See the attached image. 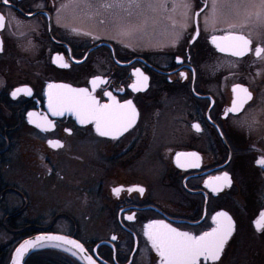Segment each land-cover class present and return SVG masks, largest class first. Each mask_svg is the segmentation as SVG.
<instances>
[{
    "label": "flooded vegetation",
    "instance_id": "1",
    "mask_svg": "<svg viewBox=\"0 0 264 264\" xmlns=\"http://www.w3.org/2000/svg\"><path fill=\"white\" fill-rule=\"evenodd\" d=\"M130 2L9 0L5 5L0 0V15L5 18L0 30V212L9 197L21 201L13 212L0 214V227L15 238L24 228L42 227L15 219L32 203L18 181L6 182L7 168L19 169L27 184L34 178L28 168L33 164L50 169L45 177H54V168H62L58 181L68 182L75 192L80 185L68 179L80 175L77 166L86 162L92 180L91 193H85V218L107 235L82 236L80 223L70 219H64L70 231L58 232L50 225L48 232L75 238L98 264H160L144 234L145 225L160 220L180 231L201 234L215 227L216 213L226 212L235 230L220 264L227 247L239 242L240 231L264 240V232L255 227L264 212V166L257 163L264 158V59L254 52L242 58L220 52L212 37L232 31L249 36L255 49L264 46V23L256 21L257 9L249 7L256 0H217L218 22L213 26L209 19L206 28L212 0H191L193 12L200 16L188 20L177 39L168 13L143 6L157 0H136L139 8L129 7ZM167 2L171 9L173 0ZM235 4L240 7H228ZM249 14L252 18L245 24ZM174 19L181 21L178 14ZM135 20L143 23L142 31L121 35ZM136 70L148 78L140 91L131 88L138 80ZM96 77L107 81L93 93L101 103L111 102L103 95L109 91L122 104L131 100L138 113L135 124L116 139L100 136L93 123L81 124L74 113L53 116L48 109L49 84L91 92ZM236 85L247 88L252 99L231 111ZM18 88L31 89V95L19 93L13 98ZM30 112L37 114L38 122L44 117L54 127L48 131L36 127L29 122ZM49 141H59L63 147L54 148ZM84 148L91 152L88 162ZM181 153L186 155L178 164ZM191 153L199 156V167L191 166L194 158L187 155ZM70 162L76 164L66 176ZM225 172L230 186L218 192L205 187L209 178ZM132 188L144 192L129 191ZM115 189L122 190L117 194ZM60 209L58 203L52 211ZM13 246L0 244V264L8 263ZM60 253L72 264H81ZM262 256L255 249L252 264H264ZM44 259L45 264L57 260L66 264L58 256Z\"/></svg>",
    "mask_w": 264,
    "mask_h": 264
},
{
    "label": "snow or ice",
    "instance_id": "2",
    "mask_svg": "<svg viewBox=\"0 0 264 264\" xmlns=\"http://www.w3.org/2000/svg\"><path fill=\"white\" fill-rule=\"evenodd\" d=\"M5 5L9 4V0H3ZM110 5H105L109 7ZM122 6V5H118ZM129 7H141L140 3L136 0H131ZM152 11H163L168 13V18L172 20V27L174 35L179 38L180 33L187 27V21L190 19L199 18L200 12H193V5L191 0H173L171 9L167 0H157L156 3H147L143 5ZM207 7V5H205ZM228 7L239 8V4L228 5ZM249 7L257 9L255 12V19L257 22L264 23V0H256V2L249 5ZM218 2L212 0L210 13L205 16V27H208L209 19H211L213 26L218 22ZM203 11V9H201ZM178 14L181 17V21L177 22L174 17ZM252 18V14H249L244 21L245 24ZM5 18L0 15V30L4 28ZM135 25H129L121 31V35H128L130 31L135 28ZM198 27V19H197ZM88 34V33H85ZM198 34V32H197ZM95 38V37H94ZM212 43L215 44L220 52L228 53L234 57L242 58L250 52H254V55L258 59H264V46H257L253 49V41L249 36L238 34L229 31L222 36H213ZM2 51V47H0ZM61 59V58H57ZM61 67H68L67 63H61ZM138 77V80L131 85L133 91H140L144 87V82L147 81V77L143 76L139 70L134 73ZM183 75V73H182ZM93 91H89L87 88H72L69 85H53L49 84L48 93V109L53 116L63 115L65 112H71L76 115L77 120L81 124L93 123L95 130L100 136H110L113 139L118 138L124 132L131 128L137 119L138 113L131 100L120 103L111 92L105 91L103 95H106L111 101L110 103H101L93 94L98 84H107V81L101 77H96L91 80ZM233 92L237 94V100L234 101L231 111H236L243 106V104L252 99L251 93L247 88L236 85L233 88ZM19 93L31 95V89L18 88L12 92L13 98H16ZM36 113H28L29 122L35 123L36 127L41 128L43 131H48L54 127L52 121L46 120L41 117L38 122L35 117ZM197 131L200 130L199 125L194 126ZM50 146L54 148L63 147L59 141H49ZM186 154L177 155V163L179 164L180 156ZM194 158L192 167H199L200 158L195 153L187 154ZM259 165L264 166V158L257 162ZM231 185V178L228 173L225 172L222 177H211L206 183L205 187L210 188L213 192L222 190L223 186ZM122 189H115L118 194ZM129 191H137L143 194V188H132ZM129 220L134 219V216H129ZM212 222L215 227L210 231H204L201 234H193L187 231H180L178 228L172 227L170 224L163 221H153L145 225V236L151 244V247L155 250L160 258V264H208L209 261L212 264H217L220 260L225 245L232 236L235 230V224L226 212H218L212 217ZM255 227L258 231L264 232V212L260 214V217L255 221ZM116 239V237H113ZM42 240H55L60 241L63 244L71 245L73 248L78 249L80 252H84L83 245L77 243L74 240H68L65 237L53 236V237H40L36 241H25L16 252V264H19L20 259L30 249L37 245L45 246L40 242ZM53 246H60L59 244ZM67 250V249H66ZM73 255H76L73 252ZM88 264H95V262L89 257Z\"/></svg>",
    "mask_w": 264,
    "mask_h": 264
},
{
    "label": "rangeland",
    "instance_id": "3",
    "mask_svg": "<svg viewBox=\"0 0 264 264\" xmlns=\"http://www.w3.org/2000/svg\"><path fill=\"white\" fill-rule=\"evenodd\" d=\"M131 25L136 26L132 30L142 31L143 23L140 20H135V22H132ZM82 153L84 155V160L87 161L91 154L90 150L84 148ZM14 154L15 153H13V155ZM20 154L21 157H24L25 155L24 152ZM84 163L86 162H82L81 167L79 165L77 166V172L80 171L81 174L76 177L71 176V179H68V181L72 180L80 185V190L76 189L75 192L73 191L74 189L69 187L68 182L58 181L60 180L58 178V174L62 168H54L55 170L52 168V170L56 172L54 177H45L46 171H50V169L43 167V165L40 163L37 165L33 164L28 168L30 171L34 172L32 174L34 178L29 180L30 182L28 184L25 183V174H23L19 169L15 168V171H13L10 168H7L3 173L6 182L8 184H12L14 181H18V186H21L23 191L28 192L29 199L32 203V207L28 212H24L22 216L18 217V219L15 218L18 223L26 221L39 223L42 226L41 228H48V226L51 225L56 231L63 232L70 231V228L67 226L69 221L67 224L65 223V220L70 219L76 220L78 223H80L81 230L78 232L82 236L97 239L106 236L107 232L103 231L101 228L89 226L90 222H87L88 220L85 218L86 216L84 213H86V211H84V208L85 201L87 200L85 198V193H88V195L91 193V190L88 187V182H90L92 178L90 174V167L86 166ZM75 164L76 163L74 162H70V166L66 165V176L69 175V171H71L73 165ZM97 176L100 179L101 176L99 174V170H97ZM53 183L55 185L52 186L51 184ZM15 200L13 199V196L9 197L7 200L8 206L2 209L0 214H5V212L7 213L10 211L13 212V207L15 205L20 207L21 201ZM57 201H59L58 203L62 205V209H60L61 211H52L54 205L58 204ZM54 211L55 214H53ZM254 236L255 235L252 232L250 233L249 231H240L239 236H237L239 242H234L227 247L224 259L220 264H252V258L254 257L255 249L259 251V255L263 254L261 258H264V240L262 241V239H256ZM15 240L16 238L14 235H12L10 232L6 233L4 227H0V244H6L10 248L13 246ZM256 241L261 243L256 246ZM46 251L51 253L57 252L60 254V250Z\"/></svg>",
    "mask_w": 264,
    "mask_h": 264
},
{
    "label": "water",
    "instance_id": "4",
    "mask_svg": "<svg viewBox=\"0 0 264 264\" xmlns=\"http://www.w3.org/2000/svg\"><path fill=\"white\" fill-rule=\"evenodd\" d=\"M229 215V214H228ZM230 216V215H229ZM234 233V232H233ZM53 236H59V237H65L66 239L68 240H74L76 241L77 243L81 244L78 240H76L75 238L73 237H70V236H67V235H64V234H59V233H53V232H43V233H37V234H34L26 239H24L14 250L11 258H10V261H9V264H16V252H17V249L20 248V246L25 242V241H36L37 238H40V237H53ZM233 236V234H232ZM231 236V237H232ZM230 237V239H231ZM230 239L228 240V242L230 241ZM227 242V244H228ZM41 244L45 245V246H40V245H37L36 247L34 248H30L24 255L23 257L20 259L19 261V264H25L28 260V258L38 252V251H41V250H47V249H53V250H60L66 254H69L71 255L72 257H74L75 259H77L81 264H88V258L90 257L94 262L95 264H98L92 257L91 255L87 252V250L85 249V247L83 246V248L85 249L84 252H80L78 249H75L73 248L71 245H68V244H63L61 243L60 241H55V240H42L40 242ZM59 244L60 246H53V245H57ZM226 244V245H227ZM82 245V244H81ZM225 245V247H226ZM67 249V250H66ZM225 250V248H224ZM73 252L76 253V255H73ZM223 255V254H222ZM222 257V256H221ZM221 259V258H220ZM211 262V261H210ZM212 263V262H211Z\"/></svg>",
    "mask_w": 264,
    "mask_h": 264
},
{
    "label": "trees",
    "instance_id": "5",
    "mask_svg": "<svg viewBox=\"0 0 264 264\" xmlns=\"http://www.w3.org/2000/svg\"><path fill=\"white\" fill-rule=\"evenodd\" d=\"M41 232H48L46 228H41V227H37V226H34V228H24L18 232H16V240H15V244L14 246L10 249V252H9V259H8V263L9 264V261H10V258L15 250V248L26 238L34 235V234H37V233H41ZM50 255V257H56L58 256V259L59 257L62 258V261H65L66 264H72V262L66 257H64L62 253H51V252H47L46 250H42V251H38L34 254H32L27 263L26 264H45L47 263L46 260L44 258H47L48 256ZM59 261V260H57ZM56 261V262H57ZM55 261H51L50 263L48 264H58L56 263Z\"/></svg>",
    "mask_w": 264,
    "mask_h": 264
}]
</instances>
